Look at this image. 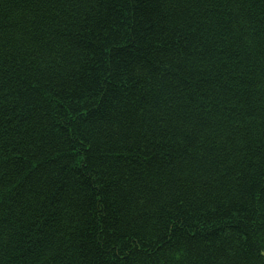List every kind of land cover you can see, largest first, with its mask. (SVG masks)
<instances>
[{"label":"trees","instance_id":"trees-1","mask_svg":"<svg viewBox=\"0 0 264 264\" xmlns=\"http://www.w3.org/2000/svg\"><path fill=\"white\" fill-rule=\"evenodd\" d=\"M0 264H264V0H0Z\"/></svg>","mask_w":264,"mask_h":264}]
</instances>
